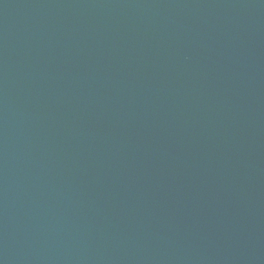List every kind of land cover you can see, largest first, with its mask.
<instances>
[{
    "label": "water",
    "instance_id": "1",
    "mask_svg": "<svg viewBox=\"0 0 264 264\" xmlns=\"http://www.w3.org/2000/svg\"><path fill=\"white\" fill-rule=\"evenodd\" d=\"M0 264H264V0H0Z\"/></svg>",
    "mask_w": 264,
    "mask_h": 264
}]
</instances>
